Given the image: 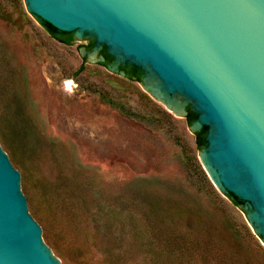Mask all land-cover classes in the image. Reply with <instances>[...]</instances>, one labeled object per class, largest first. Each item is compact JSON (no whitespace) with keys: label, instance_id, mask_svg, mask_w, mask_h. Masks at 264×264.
Listing matches in <instances>:
<instances>
[{"label":"rangeland","instance_id":"374dc122","mask_svg":"<svg viewBox=\"0 0 264 264\" xmlns=\"http://www.w3.org/2000/svg\"><path fill=\"white\" fill-rule=\"evenodd\" d=\"M76 33L59 42L25 0H0V145L55 263L264 264L243 207L202 168L197 118Z\"/></svg>","mask_w":264,"mask_h":264},{"label":"water","instance_id":"95a60500","mask_svg":"<svg viewBox=\"0 0 264 264\" xmlns=\"http://www.w3.org/2000/svg\"><path fill=\"white\" fill-rule=\"evenodd\" d=\"M25 2L36 19L90 33L112 56L122 51L167 104L195 103L193 129L206 131L200 154L210 174L202 168L264 243V0ZM20 179L0 145V264H56Z\"/></svg>","mask_w":264,"mask_h":264},{"label":"trees","instance_id":"16d2710c","mask_svg":"<svg viewBox=\"0 0 264 264\" xmlns=\"http://www.w3.org/2000/svg\"><path fill=\"white\" fill-rule=\"evenodd\" d=\"M37 21L41 24V26L48 32V34L58 40L59 42L65 43V44H71L74 40L73 33L72 32H66L56 29L53 25H51L49 22L37 18ZM95 44V40H91L87 43L86 47L90 48ZM101 54L105 57V60L101 62L102 65L106 66L112 61V56L107 51L106 45H101ZM120 69H125L126 74H128L129 78L134 79L136 81H139L141 78V72L139 69L136 68L135 65H131L130 67H122ZM197 118V112H195L190 107H187V113L185 115V120L188 124H191L195 119ZM194 140L195 145L197 149H200L203 147V144L206 140V131L201 127L199 130L195 131L194 134ZM228 199L232 203L233 206H240V204L228 193L227 194Z\"/></svg>","mask_w":264,"mask_h":264},{"label":"bare ground","instance_id":"6f19581e","mask_svg":"<svg viewBox=\"0 0 264 264\" xmlns=\"http://www.w3.org/2000/svg\"><path fill=\"white\" fill-rule=\"evenodd\" d=\"M165 106H167L168 110L171 111L172 113L176 114H181V108H182V104L178 102H175V103H171V104H167V103H164ZM203 156V155H202ZM202 165L203 167L206 169V171L210 174V171L209 169L207 168L206 164H205V158L202 157Z\"/></svg>","mask_w":264,"mask_h":264},{"label":"flooded vegetation","instance_id":"af4514ba","mask_svg":"<svg viewBox=\"0 0 264 264\" xmlns=\"http://www.w3.org/2000/svg\"><path fill=\"white\" fill-rule=\"evenodd\" d=\"M73 35V34H72ZM74 37V36H73ZM91 40H93V39H91ZM91 40H89V41H91ZM101 49H102V46L100 45V47H99V56L102 58V61L101 62H103L104 60H105V57L101 54ZM109 65V64H108ZM132 64L131 63H128V62H123V63H119L118 64V68L120 69V68H122V67H126V68H128V67H130ZM137 68V67H136ZM137 69H139V68H137ZM120 71H122L125 75H127L128 76V74H126V72H125V69L123 70V69H120ZM139 71H140V69H139ZM141 72V71H140ZM129 77V76H128ZM141 78H142V72H141ZM140 78V79H141ZM186 112H187V108H186Z\"/></svg>","mask_w":264,"mask_h":264}]
</instances>
